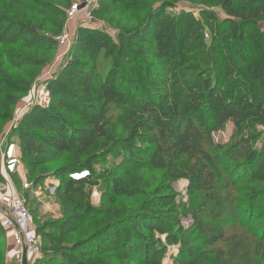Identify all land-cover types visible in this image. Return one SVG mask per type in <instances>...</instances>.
<instances>
[{"label": "trees", "instance_id": "1", "mask_svg": "<svg viewBox=\"0 0 264 264\" xmlns=\"http://www.w3.org/2000/svg\"><path fill=\"white\" fill-rule=\"evenodd\" d=\"M73 1L60 0V7L0 0V99L28 93L56 52ZM184 2H197L198 19L182 14L173 21L160 4L130 28L121 26L127 10L143 7L97 0L92 15L115 22L116 42L101 31L77 30L66 67L48 82L49 107L22 117L17 145L29 175L65 155L57 170L65 210L64 190L81 192L92 177L70 175L89 173L111 157L103 181L119 177L121 193L130 191L120 201L115 189L119 198L109 205L35 227L48 244L38 263L161 264L164 246H177V264H264V224L255 226L264 220V204L258 206L264 202V131H258L264 126V0L172 5ZM214 8L225 18L218 20ZM46 25L52 31L44 32ZM101 50L112 61L109 72L97 68ZM13 70L21 79L14 81ZM230 123L234 139L216 145L213 134ZM179 180L187 181L185 204L172 193ZM181 218L191 225L183 228ZM88 228L91 233L69 243ZM4 237L0 224V264H6ZM225 240H232L226 249L214 248Z\"/></svg>", "mask_w": 264, "mask_h": 264}, {"label": "rangeland", "instance_id": "2", "mask_svg": "<svg viewBox=\"0 0 264 264\" xmlns=\"http://www.w3.org/2000/svg\"><path fill=\"white\" fill-rule=\"evenodd\" d=\"M52 3H54L55 6H60V0H49ZM134 2V6H137L138 8H142V10L137 11L134 8L128 9L127 13L124 15L125 20L121 22V26L127 25L128 27H134L137 24H139L142 19L145 18V15L148 10H152L159 6L160 4H165V7L161 9L162 16H169L173 21H175L178 16L184 14H191L195 18H199L198 10L200 9V6L195 3H178L176 5H172V0H132ZM213 11L217 14L218 20L225 18L224 14L221 12L219 8H214ZM119 16V15H118ZM118 16L115 17V19H118ZM42 22V18H40ZM46 20H51L56 24L57 22H60V18H56L55 16H48ZM64 29L67 27V29H70V33L75 38L76 32L79 29H93L90 27V25H83L81 24L80 20H77L76 23H67L66 19H63ZM95 24H99L101 26V32L104 35H107L109 38H111L112 41L116 42V28H115V22L111 23V21H102V20H95ZM47 29L44 32L52 31L51 27L46 25ZM262 28H264V24L261 25ZM207 37H205L206 41L209 40L210 36L208 32H206ZM72 46L68 48L60 49L57 46L55 54H53L51 62L46 66V68L43 69L39 77L32 83L31 88L29 89L28 93L25 95H18L17 93H9L7 99H0V138L4 136H8V138L12 139L15 144L18 143L17 138V129L19 127L20 121L22 117L29 111H24L23 107L26 101L28 100L30 91L34 87L36 83L40 80H46L54 81L56 80L58 73L60 70H62L64 67H66L67 62L69 61L70 57V51ZM106 53V52H105ZM104 51L101 50L100 54L98 55L96 64L99 71L109 72L111 70L110 65L112 64V61L108 60V57ZM30 71V70H29ZM10 76L14 79V81H17L21 79V74L16 71H10ZM128 80H131L132 78L127 75L126 76ZM124 95H127L128 93L126 90L122 91ZM15 102V103H14ZM14 103V104H13ZM11 106L8 109V106ZM7 110L10 112L8 113ZM7 114H9V117H7ZM112 114L115 117L122 116L123 112L121 113L118 110H114ZM258 131L263 132L264 126H259ZM234 132V126L230 123L228 124L223 130L218 131L213 134V140L216 145L220 147H225L229 145V143L234 139L233 133ZM18 146V145H17ZM19 148V147H18ZM20 153V149H19ZM29 158V154L26 155V159ZM112 162V157L107 161H98L96 163L92 164V169L88 170L91 177V184L86 186V188L81 192H76V189L73 187H69L68 189L64 190V195H66V207L67 210H65L60 202L59 193H61V181L57 177V170L65 165V155H60L57 157L52 163L38 167L35 170V173L33 175H29L27 169L25 168V163L22 164V170L25 174V177L23 178L27 185L28 189L23 192V199L32 212L33 221L32 224L34 227H42L47 223L52 222H60L64 219L69 217V214H71V211L76 210L77 213L81 214L83 211V208H89V211H95L100 209L102 205H109L110 199L111 203H113V199L119 198L117 196L115 189L119 190V196H121L120 201H122L125 197H127L130 193V191L126 193H121V185H120V179L117 177V180L119 181L107 185V182L105 183L103 181V176L105 175L104 171L109 170L110 163ZM87 172V171H85ZM138 175H143V173H139ZM136 175V176H138ZM147 176V175H146ZM159 177V175H157ZM143 179V177H140ZM14 180L16 182L17 188L20 190V180L17 179V177H14ZM158 184V183H156ZM186 186L187 181L186 180H179L174 182L172 185V193L175 195L176 203L177 204H185L187 202V192H186ZM68 190V192H67ZM67 192V193H66ZM113 192L112 194H110ZM107 200V201H106ZM264 202L259 203V207L262 206ZM69 212V213H68ZM93 218V217H90ZM97 218V217H96ZM95 218V219H96ZM100 218V217H99ZM94 219V220H95ZM264 224V220H260L259 222H256L255 226H259ZM189 225H191V221L187 219L181 218V226L183 228H187ZM92 229L88 228L86 230H82V232L77 235L74 234V239L70 240L69 238L67 241L69 243L74 242L76 239H80L83 236H85V233H91ZM44 233H47L49 237H55L57 236V232L53 230H45ZM41 249H43L45 246L47 247L48 244L43 239L44 235L40 234L37 235ZM70 237V236H69ZM5 239V247L7 250V247H9L10 241L6 238V235L4 237ZM162 239V237H160ZM232 240H225L221 243H217L214 248H222L226 249ZM194 247L199 252L201 251L200 245H195ZM10 248V247H9ZM165 252L161 259V264H177V246H164ZM7 261V257L5 259ZM12 263H14L12 261ZM6 264H10L9 262ZM27 264H41L38 263H30ZM118 264V263H113Z\"/></svg>", "mask_w": 264, "mask_h": 264}, {"label": "built area", "instance_id": "3", "mask_svg": "<svg viewBox=\"0 0 264 264\" xmlns=\"http://www.w3.org/2000/svg\"><path fill=\"white\" fill-rule=\"evenodd\" d=\"M96 7L97 0H74L66 10L67 23L72 24L80 20L82 26L90 25L94 30L101 31V26L94 23L92 15ZM74 39L65 27L58 38V47L69 49ZM50 102L48 82L40 80L30 91L23 109L24 111L34 107L47 109ZM15 176L21 181L20 190L14 180ZM24 177L18 146L8 136L0 138V224L11 245L7 259L16 264H23L24 261L26 264L31 261L37 263L42 259L40 242L32 224L33 217L22 195L28 189ZM87 177L88 172L85 171L70 175L73 181L84 180Z\"/></svg>", "mask_w": 264, "mask_h": 264}, {"label": "crops", "instance_id": "4", "mask_svg": "<svg viewBox=\"0 0 264 264\" xmlns=\"http://www.w3.org/2000/svg\"><path fill=\"white\" fill-rule=\"evenodd\" d=\"M69 31H70V29H69ZM9 247H11L10 243H9ZM9 247H7V256H6V257H8V252H9V250H10ZM6 262H7V263L9 262L8 259H7ZM9 263H10V264H16V263H12V262H9Z\"/></svg>", "mask_w": 264, "mask_h": 264}, {"label": "water", "instance_id": "5", "mask_svg": "<svg viewBox=\"0 0 264 264\" xmlns=\"http://www.w3.org/2000/svg\"><path fill=\"white\" fill-rule=\"evenodd\" d=\"M23 264H26L25 261L23 262Z\"/></svg>", "mask_w": 264, "mask_h": 264}]
</instances>
